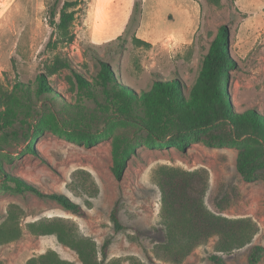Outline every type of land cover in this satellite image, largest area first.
I'll list each match as a JSON object with an SVG mask.
<instances>
[{
	"label": "rangeland",
	"instance_id": "374dc122",
	"mask_svg": "<svg viewBox=\"0 0 264 264\" xmlns=\"http://www.w3.org/2000/svg\"><path fill=\"white\" fill-rule=\"evenodd\" d=\"M77 1L73 40L62 42L50 24L54 0H0V111L17 113L7 129L16 134L0 141V264H42L52 252L66 264H84L49 233L61 223L93 242L99 264H171L153 254L165 240L161 165L206 169L207 208L252 220L257 232L250 244L264 249V177L245 180L238 174L240 147L207 146L196 135L184 149L148 146L144 130L116 118L112 89L99 74L107 66L114 84L132 94L156 80H175L187 95L222 26L229 57L225 92L235 111L253 109L264 116V0ZM38 76L46 85L41 90ZM118 134L134 147L121 180L111 172V142ZM3 174L65 194L85 216L48 197L11 190L15 184ZM114 205L123 226L118 231L110 220ZM215 243L216 237L209 238L181 264H212L213 253L227 264H249L250 245L218 251ZM257 264H264V253Z\"/></svg>",
	"mask_w": 264,
	"mask_h": 264
},
{
	"label": "trees",
	"instance_id": "16d2710c",
	"mask_svg": "<svg viewBox=\"0 0 264 264\" xmlns=\"http://www.w3.org/2000/svg\"><path fill=\"white\" fill-rule=\"evenodd\" d=\"M54 0L49 12L53 34L62 42H71L73 34L70 25L75 17L77 0H65L59 10ZM137 8V6H136ZM58 14V20L55 16ZM226 33L221 26L210 42L204 55L198 75L187 95L175 80L154 81L148 90L132 94L128 88L114 84L113 75L107 66L99 71L104 83L112 89L111 110L116 118L133 122L147 133L146 144L167 146L175 144L184 149L190 135L200 139L207 146L221 147L238 145L236 170L245 180L264 177V116L257 110L235 111L225 92L228 86L226 74L229 57L226 54ZM62 67L69 66L62 62ZM38 89L46 87L43 78L38 76ZM224 86V87H223ZM126 89V90H125ZM17 113L14 109L0 111V141L8 142L15 135L12 128ZM90 143V142H89ZM134 151L129 137L118 134L111 142V172L121 180L128 159ZM206 169L186 170L181 167L161 165L157 171V184L160 189V218L165 230V240L154 247V257L171 264H181L195 248L211 237H216L218 251H231L249 246L247 260L257 264L264 253L260 244H250L257 227L252 220L228 218L212 213L206 206L204 195L207 188ZM5 179L15 184L11 190L30 191L38 196L48 197L63 208L78 216H85L82 206L59 192H43L36 185L17 176L6 175ZM114 230L123 228L119 221L117 205L110 212ZM55 232L62 243L75 250L84 264H99L93 242L72 235L62 223ZM41 227V226H40ZM107 241L101 247L106 256ZM42 264H66L54 253L44 256ZM212 264H227L218 254L209 256Z\"/></svg>",
	"mask_w": 264,
	"mask_h": 264
}]
</instances>
